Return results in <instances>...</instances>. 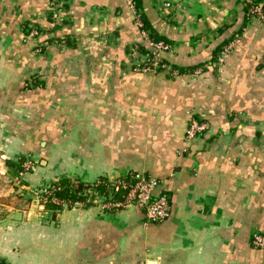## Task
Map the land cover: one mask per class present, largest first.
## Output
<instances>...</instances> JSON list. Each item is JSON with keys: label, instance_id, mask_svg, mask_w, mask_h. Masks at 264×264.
I'll list each match as a JSON object with an SVG mask.
<instances>
[{"label": "crops", "instance_id": "obj_1", "mask_svg": "<svg viewBox=\"0 0 264 264\" xmlns=\"http://www.w3.org/2000/svg\"><path fill=\"white\" fill-rule=\"evenodd\" d=\"M168 1L164 13L162 0H136L171 47L166 70L144 74L149 49L125 0H66L57 18L50 0H0L5 264H264L250 243L264 233V20L247 0ZM191 121L205 129L188 140ZM26 155L34 170L13 177L7 162ZM129 174L156 183L166 220L95 204L53 218L41 205L61 178Z\"/></svg>", "mask_w": 264, "mask_h": 264}, {"label": "built area", "instance_id": "obj_2", "mask_svg": "<svg viewBox=\"0 0 264 264\" xmlns=\"http://www.w3.org/2000/svg\"><path fill=\"white\" fill-rule=\"evenodd\" d=\"M125 2L132 12L134 16V23L139 29L140 35L149 49V53L144 54L142 59L136 62V70L144 74H158L165 71L167 67L162 61V55L169 53L171 51V47L162 41H155L152 39L150 37L151 33L144 27L140 14L135 8L134 1L125 0ZM51 4H53V6L56 8V10L53 12V18H57L60 9L62 8L63 1H60L56 4L52 2ZM245 4L247 5L248 13L251 16H254L262 21L264 20V15L262 14L261 10L262 6L251 0H247ZM171 5L172 3H170L168 0H162V2L158 4V6L162 8L163 12H167L169 9H171ZM37 36H39V33L36 30H32L29 33V37L37 38ZM229 52L230 46L223 48L217 56V62L219 64L222 63ZM204 129L205 126L203 124L196 121H191L186 130V138L188 140H192L197 134L204 131ZM34 167V161L31 158L26 157L22 164V174H26L30 171L32 172ZM132 177V182H126L121 178H113L108 180L110 187H107L111 188V191L107 194H100L98 190L95 189L101 184L100 180L91 184L92 188H88L85 191V194L88 197L84 202H62L52 199V203L61 207L62 209L83 207L85 204L91 203V205L95 204L105 211L122 210L132 206L142 211L146 222L159 223L166 220L169 215L170 204L166 196L156 191V183L152 179L141 174H135ZM50 190L51 187H46V189L40 191L42 193V206L46 201L44 194H49L51 192ZM120 193H123V195L119 199L116 198V195H120ZM251 243L255 248L264 249V236L254 234ZM0 264H2L1 261Z\"/></svg>", "mask_w": 264, "mask_h": 264}, {"label": "trees", "instance_id": "obj_3", "mask_svg": "<svg viewBox=\"0 0 264 264\" xmlns=\"http://www.w3.org/2000/svg\"><path fill=\"white\" fill-rule=\"evenodd\" d=\"M50 1L53 2L54 4L59 3L60 1H63L62 8L66 4V0H50ZM133 1H134L135 8L138 10L136 0H133ZM52 7H53V9H52V13H53L56 10V8L54 6H52ZM244 7H245V10H246V14L248 16H251L248 13V11H247V5L246 4H245ZM261 10H262V14L264 15V7H262ZM144 26H145V23H144ZM34 29L35 28H33L32 30H34ZM32 30H30V31L29 30H25V33L26 34L28 33L27 36L29 35V33ZM38 37L39 36H37V39H38ZM150 37L152 39H154L155 41H160V40H157L155 38V36H154V34H152V32H151ZM147 53H149V51ZM162 61L164 62L163 59H162ZM26 157H29V158H31L34 161V159H33L34 156L26 155V156L20 157V159L17 160L16 162H10V161L7 162V166L10 169V171L12 172L13 177H17L19 173H22V171H23L22 164H23L24 159ZM36 164L37 163H35V166H36ZM133 175L134 174L126 175V176L121 177V179L126 181V182H132L133 181V177H132ZM100 182H101V184L99 186H97L95 189H97L100 194L109 193L111 191V188H109L110 187L109 186L110 183L108 182V180L103 178V179H100ZM107 186H109V187H107ZM88 188H92V185L82 183V182H80L78 180L61 178L58 181H56L53 184H51V190H50L51 192L49 194H44V197H45L46 201H45V203L43 205V209L44 210H51L53 212L52 217L54 218L56 212H60L62 210V208L57 206V205H55V204H53L52 203V199H56V200L62 201V202L63 201H65V202L66 201H69V202H84L85 200H87V197H88L85 194V191ZM40 195H41L40 197L42 199V193ZM122 195H123V193H120V195H116V198L119 199ZM89 205H91V203L85 204V207H87ZM254 234L264 236V233L256 232ZM252 236H251V240H252ZM250 243H251V241H250ZM1 262H2V264H5L3 261H1Z\"/></svg>", "mask_w": 264, "mask_h": 264}, {"label": "rangeland", "instance_id": "obj_4", "mask_svg": "<svg viewBox=\"0 0 264 264\" xmlns=\"http://www.w3.org/2000/svg\"><path fill=\"white\" fill-rule=\"evenodd\" d=\"M31 172V171H30ZM29 173V172H28ZM39 194H41V192H38ZM35 196H37V198H39L38 197V194H37V192H35ZM38 200V199H37Z\"/></svg>", "mask_w": 264, "mask_h": 264}, {"label": "water", "instance_id": "obj_5", "mask_svg": "<svg viewBox=\"0 0 264 264\" xmlns=\"http://www.w3.org/2000/svg\"><path fill=\"white\" fill-rule=\"evenodd\" d=\"M148 264H154L153 262H149Z\"/></svg>", "mask_w": 264, "mask_h": 264}]
</instances>
